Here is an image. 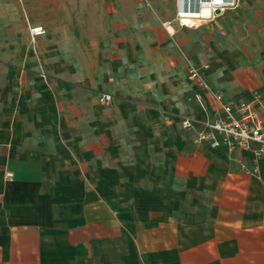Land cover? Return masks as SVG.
Masks as SVG:
<instances>
[{
	"label": "crops",
	"instance_id": "1",
	"mask_svg": "<svg viewBox=\"0 0 264 264\" xmlns=\"http://www.w3.org/2000/svg\"><path fill=\"white\" fill-rule=\"evenodd\" d=\"M177 1L0 0V264H264V154L180 124L222 116L185 56L264 121V0L164 28Z\"/></svg>",
	"mask_w": 264,
	"mask_h": 264
},
{
	"label": "built area",
	"instance_id": "2",
	"mask_svg": "<svg viewBox=\"0 0 264 264\" xmlns=\"http://www.w3.org/2000/svg\"><path fill=\"white\" fill-rule=\"evenodd\" d=\"M178 10L172 21L164 22L166 28L172 23L180 27H193L197 19H210L219 14L236 7L237 0H178ZM202 10L208 14L201 15ZM191 20V23H186ZM31 35H40L43 31L40 28L30 30ZM207 64L199 67L192 63L188 64L187 79L196 83L203 90L207 91L212 100L217 104L222 116L204 120H198L190 115L181 118V127L185 130H194V143H207L211 148H222L227 153L237 150L247 151L252 154L253 160L264 154V121L259 116L252 101L245 100L237 105H231L223 100L220 92L213 90L206 82L205 71ZM260 95L255 93V99ZM113 99L109 93H99L98 101L101 105H108ZM194 100L202 105L200 94L194 95ZM6 177L11 180L12 174L7 173Z\"/></svg>",
	"mask_w": 264,
	"mask_h": 264
},
{
	"label": "rangeland",
	"instance_id": "3",
	"mask_svg": "<svg viewBox=\"0 0 264 264\" xmlns=\"http://www.w3.org/2000/svg\"><path fill=\"white\" fill-rule=\"evenodd\" d=\"M199 22V21H198ZM198 22H196V24L197 25H200V24H203V22H200V23H198ZM221 23H223V22H221ZM223 24H220L219 23V27H214V31H213V33L215 34V35H218V36H221V37H223L224 35H226V33L228 32V31H225V29H224V26H222ZM195 27H197V26H193V27H188V28H191V29H193V28H195ZM209 32V31H208ZM228 34V33H227ZM209 35V34H208ZM216 39H218V38H216ZM228 48H230L231 49V51H232V53H233V55L235 56V57H244V55L245 54H247V49H246V47L245 46H241V45H239V44H237V45H234V44H229L228 45ZM255 49H256V47H254ZM207 50V49H206ZM205 50V51H206ZM214 52L215 53H218L219 51H218V49H215L214 50ZM204 53V52H203ZM206 55V52L204 53V55H202V57L200 58V62H205V63H208L209 64V66H210V62L208 61V58L205 56ZM185 58V61H186V63H187V65L189 64V63H192V64H195L196 62V60H194L192 57H184ZM198 63V62H197Z\"/></svg>",
	"mask_w": 264,
	"mask_h": 264
},
{
	"label": "bare ground",
	"instance_id": "4",
	"mask_svg": "<svg viewBox=\"0 0 264 264\" xmlns=\"http://www.w3.org/2000/svg\"><path fill=\"white\" fill-rule=\"evenodd\" d=\"M208 14V11L207 10H202V12H201V15H203V16H205V15H207ZM199 20H201V19H197L196 20V22H198ZM192 21L191 20H187L186 21V23H191ZM195 22V23H196ZM198 23H200V22H198ZM201 25V24H200Z\"/></svg>",
	"mask_w": 264,
	"mask_h": 264
},
{
	"label": "water",
	"instance_id": "5",
	"mask_svg": "<svg viewBox=\"0 0 264 264\" xmlns=\"http://www.w3.org/2000/svg\"><path fill=\"white\" fill-rule=\"evenodd\" d=\"M215 14H219V11H218V10H216V11H215Z\"/></svg>",
	"mask_w": 264,
	"mask_h": 264
}]
</instances>
